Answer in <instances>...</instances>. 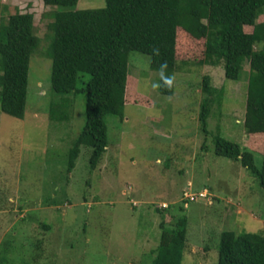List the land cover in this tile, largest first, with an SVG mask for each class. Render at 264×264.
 <instances>
[{
    "label": "rangeland",
    "instance_id": "obj_1",
    "mask_svg": "<svg viewBox=\"0 0 264 264\" xmlns=\"http://www.w3.org/2000/svg\"><path fill=\"white\" fill-rule=\"evenodd\" d=\"M104 6L105 0H77L75 8ZM50 9L42 0H0V17L32 12L39 39L29 59L23 118L0 110V263L152 264L161 221L174 229L182 214V263L217 264L223 231H264V187L239 161L216 155L213 143L215 135L239 143L261 165L264 133H247L243 125L248 66L240 80L225 78L221 65L204 63L205 38L179 27L174 91L166 95L150 56L130 51L122 117H105L106 151L91 169V148L83 145L68 170L85 122L81 88L89 74H79L76 91H52ZM205 75L223 97L207 101L203 132ZM184 190L208 194L186 201Z\"/></svg>",
    "mask_w": 264,
    "mask_h": 264
},
{
    "label": "trees",
    "instance_id": "obj_2",
    "mask_svg": "<svg viewBox=\"0 0 264 264\" xmlns=\"http://www.w3.org/2000/svg\"><path fill=\"white\" fill-rule=\"evenodd\" d=\"M42 2L51 7L45 15L51 18L47 27L52 34V91H76L79 74H89L81 88L86 94L85 122L70 150L68 170L81 146L91 148V169L106 151L105 117H122L130 51L149 55L151 69L161 73L160 92L173 94L179 27L205 38L204 63L221 65L225 78L240 80L243 66H248L243 125L247 133H264V18L259 20L264 0H105L104 7L82 9L75 8L77 0ZM246 26L252 30L245 31ZM38 45L32 12L0 17V110L10 116H24L29 59ZM202 87L206 98L199 121L206 132V103L220 102L223 90L211 86L207 75ZM213 143L216 155L239 161L264 187V152L257 166L249 148L220 135L214 136ZM166 207L157 211L163 216ZM177 219L174 229L161 221L152 264H183L186 218L180 214ZM217 249V264H264V231H223Z\"/></svg>",
    "mask_w": 264,
    "mask_h": 264
},
{
    "label": "built area",
    "instance_id": "obj_3",
    "mask_svg": "<svg viewBox=\"0 0 264 264\" xmlns=\"http://www.w3.org/2000/svg\"><path fill=\"white\" fill-rule=\"evenodd\" d=\"M207 194H208V192H207V190H202V191H200V192H198V193H195V192H191V191H189V190H184V192H183V196H184V199L187 201V200H194V199H196L198 196H202V197H207ZM186 203V205H187V202H185ZM161 206H167V204L166 203H162L161 204Z\"/></svg>",
    "mask_w": 264,
    "mask_h": 264
},
{
    "label": "clouds",
    "instance_id": "obj_4",
    "mask_svg": "<svg viewBox=\"0 0 264 264\" xmlns=\"http://www.w3.org/2000/svg\"><path fill=\"white\" fill-rule=\"evenodd\" d=\"M170 82V81H169Z\"/></svg>",
    "mask_w": 264,
    "mask_h": 264
}]
</instances>
